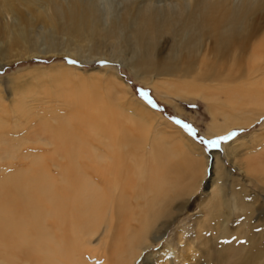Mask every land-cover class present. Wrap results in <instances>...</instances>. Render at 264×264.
<instances>
[{
  "label": "bare ground",
  "instance_id": "bare-ground-1",
  "mask_svg": "<svg viewBox=\"0 0 264 264\" xmlns=\"http://www.w3.org/2000/svg\"><path fill=\"white\" fill-rule=\"evenodd\" d=\"M257 1L140 0L121 21L113 2L102 0H54L52 12L30 8L22 15L3 0L0 17L14 20L0 25V69L39 54L32 51L37 22L65 32L83 25L84 38L115 40L108 61L128 67L177 110L174 98L206 101L213 116L206 135L215 137L264 114V62L256 63L264 58V32L248 29ZM23 46L32 50L14 52ZM96 69V81L65 94L67 114L54 110L53 122L17 138L8 132L21 131L33 115V94L10 83L0 89L8 94L0 95V264H136L144 255L143 264H263V233L254 219L261 206L248 200L246 187L237 189L240 178L224 155L264 194V146L253 154L243 136L223 145L224 154L213 152L208 199L198 203L197 233L189 238L191 227L179 219L208 177L204 149L138 99L116 66ZM16 74L0 76V83H13ZM236 212L244 213L239 226ZM247 230L250 247L219 249V239Z\"/></svg>",
  "mask_w": 264,
  "mask_h": 264
},
{
  "label": "rangeland",
  "instance_id": "rangeland-1",
  "mask_svg": "<svg viewBox=\"0 0 264 264\" xmlns=\"http://www.w3.org/2000/svg\"><path fill=\"white\" fill-rule=\"evenodd\" d=\"M3 0H0V3ZM12 3H15L17 13L22 15L23 10H28L31 8L32 13L35 14V12H39L41 9H49V12H52L55 7L54 0H10ZM60 5L66 6L68 3H71L72 0H56ZM108 2H113L114 7L116 8V16L123 21L126 14L130 11V9L136 8L135 6L140 3V0H102V3L105 4ZM9 1L7 2V4ZM255 4L256 8L251 10L249 14V22H248V29H252L254 27L259 33L258 30H262L264 32V0H258ZM3 5L2 3L0 6ZM39 9V10H38ZM10 15V16H9ZM1 23L0 25H5L8 22H12L14 20L13 15L8 14L3 15L0 17ZM13 19V20H12ZM105 25L106 29L107 27L110 28V22ZM65 20H61L60 23H65ZM3 27V26H1ZM81 28V29H80ZM32 30L34 27L31 28ZM36 30V31H35ZM38 31V32H37ZM37 32V44L33 45L32 47H20L15 53L24 54V52L30 50L35 52V50L39 49V54L34 55H24V57L20 59L17 58L14 62L10 63L9 65H5L4 68L0 69V76H7V75H13L16 74L17 77L14 78L13 83L9 82L7 80H3V82L0 83V89H6V85L9 83L12 84V86L16 87L15 91L17 93H22V90L27 95V91L33 94V96L29 98L31 104H33V107L35 108L33 110V115L26 121L24 120L25 124L23 126V129L19 132L17 131H9L8 134H11L13 137H21L27 132V130H31L32 126L33 128H38L37 126L44 121L51 120L53 122V114L52 111H54V116L58 114V112L63 115L67 114L69 109L64 103V96L65 94L67 96L72 95L74 92L76 93L77 90L81 91L86 87L88 84H91V82L96 81V68H106V67H114L116 66V73L117 76L125 80L130 87L133 89L134 94L136 97L140 100H143V102L147 105H149L151 108L157 110L159 113H161L166 119H168L173 124L181 127L186 134L189 135V137L192 138V140L202 147L205 151V154H202L203 157H206L209 161V172L208 177L205 179L203 186L199 192L193 196V198L190 201L189 208L187 213L182 215L179 219L182 222H180L179 226L186 229L188 227H191V229L188 231L189 238H193V235L195 236V233H197L195 227L197 216L200 214L198 213V203L201 201L202 196H204V199H208L207 193V187L206 183L211 180V172H210V166L213 164L214 160V153L213 152H222L223 151V145L232 144L236 140L240 139L241 137H249L246 145L249 146L247 150L254 152L255 154L258 150V152L261 150L262 146H264V114L260 115L249 127L239 126L234 127L227 131L226 133H222L215 137H208L206 135V129L207 127L212 124L213 122V116L211 113V108L208 106L209 104L204 101L200 100L201 98L196 99H190V100H183L174 98V102L177 103L179 107H181L182 110H177L173 105L167 103V100L164 99V97L157 94L154 89L150 86L145 84V81L142 78H138L135 73L129 70L128 67L121 65L118 62L108 61L109 55H111L112 52V44L115 43V40H105L104 38L98 33H96V37L92 38L91 40L84 38L86 35V30L84 29L83 25L80 27H77V29L71 30V32H65L61 30L55 29L51 24H46L43 22H37V28L35 26V29L32 32V35ZM94 35V34H93ZM89 37V36H88ZM165 36V38H167ZM91 38V37H89ZM163 38V41L164 39ZM52 41V42H51ZM162 41V42H163ZM1 46L5 47L6 44H1ZM24 48V49H23ZM22 49V50H21ZM111 52V53H110ZM107 56V57H105ZM89 57V58H88ZM91 57V58H90ZM100 58V59H98ZM93 59V60H92ZM248 59V58H247ZM262 61H260V60ZM246 60V58H245ZM258 60L256 63H263L264 58H257ZM71 61H75V63H72ZM112 62V63H111ZM63 65V66H62ZM65 65V66H64ZM68 67H76L77 69H71ZM245 64L242 66L244 67ZM234 68V67H233ZM247 68V65L244 67V69ZM237 69V68H236ZM235 69V71H236ZM247 70V69H246ZM6 84V85H5ZM24 88H21L23 87ZM32 90V91H31ZM4 91V90H3ZM53 93H52V92ZM15 92V93H16ZM35 94H34V93ZM58 94H57V93ZM54 93H56L54 95ZM1 97L2 95L7 98L8 94L5 92L4 94L0 93ZM63 97V98H62ZM27 98V99H28ZM168 98V97H166ZM32 99V100H31ZM3 100V99H2ZM0 99V101H2ZM6 104H8L6 102ZM37 107V108H36ZM223 108H228L229 106L226 104L222 105ZM255 110L256 106L251 105L250 109ZM57 109V110H56ZM251 109V110H252ZM61 110V111H60ZM63 111V112H62ZM60 114L56 115L59 116ZM42 116V117H41ZM6 117V118H5ZM45 117V118H44ZM254 117V116H252ZM4 120H8L11 122V117L7 116L6 113L3 114L2 117ZM44 118V119H43ZM256 118V117H254ZM34 119V120H33ZM219 121L222 122L224 118L219 115L218 117ZM44 120V121H43ZM49 120V121H50ZM53 120V121H52ZM177 121H180L178 123ZM28 124V125H27ZM185 125L191 126V131L185 127ZM31 126V127H30ZM27 128V129H25ZM30 128V129H29ZM169 131L173 132L175 130H170L169 127H167ZM21 133V134H19ZM254 133V135H253ZM1 135V133H0ZM252 135V136H251ZM255 136V138H251ZM220 137H226V139H219ZM211 140H217L218 141V147H210L208 145V141ZM252 141V142H251ZM28 147H32V145H28ZM45 150H49V147H44ZM51 149V148H50ZM225 164L227 167L232 169V172L234 173V176H237L238 179L240 178V183L236 185L238 190H242L243 187H246L248 191L246 192L247 198L249 201H256V205L259 208L261 206V210L258 213H255V218L258 217L257 224L259 227H257L258 233H263V237L261 238V247L264 248V194L261 192V188L259 184L252 178L247 177L245 174H241L240 170L237 167H232V164L230 160L224 155ZM229 179V175H226V179ZM228 179L224 182L226 185H229L230 181ZM223 184V185H225ZM229 190L226 189V192ZM206 194V195H205ZM262 204V205H261ZM263 206V207H262ZM203 213V212H202ZM234 222L239 226L240 223H242V216H244V213L242 212H236L235 214ZM253 219V220H254ZM248 223V222H247ZM250 223V222H249ZM233 224V223H232ZM249 234H246V236H239L238 234L232 235V236H226L223 239H219L220 246L219 249H222L223 247L227 246H233L235 244L239 245H246V247H250L249 237L251 234V230H247ZM172 231H169L167 234V238L170 239L172 236ZM253 233V231H252ZM206 236L204 237V239ZM207 240V239H205ZM201 241V240H200ZM151 250L147 251L145 254H149ZM145 258V255L143 258H140L136 264H143V260ZM212 264V263H211ZM248 264H255V261L248 262ZM264 264V262H263Z\"/></svg>",
  "mask_w": 264,
  "mask_h": 264
},
{
  "label": "snow or ice",
  "instance_id": "snow-or-ice-1",
  "mask_svg": "<svg viewBox=\"0 0 264 264\" xmlns=\"http://www.w3.org/2000/svg\"><path fill=\"white\" fill-rule=\"evenodd\" d=\"M72 63H75V61H71ZM180 123V121H177ZM186 128H188L191 131L190 125H185ZM219 139H226V137H220ZM210 147H218V141L217 140H211L207 142Z\"/></svg>",
  "mask_w": 264,
  "mask_h": 264
}]
</instances>
